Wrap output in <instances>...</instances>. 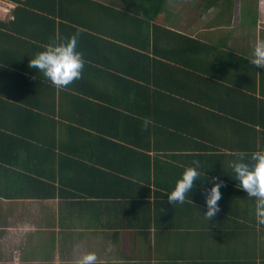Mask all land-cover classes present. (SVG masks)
<instances>
[{"label": "crops", "instance_id": "obj_1", "mask_svg": "<svg viewBox=\"0 0 264 264\" xmlns=\"http://www.w3.org/2000/svg\"><path fill=\"white\" fill-rule=\"evenodd\" d=\"M91 1L131 14L128 0ZM183 1L167 0L161 13L149 23L176 31L202 45L193 46L192 52H189L182 42L183 48L179 46L176 52L170 51L166 43L168 36L158 34L154 38L157 47L162 48L158 60L177 66L176 74L171 80L164 77L162 82L156 83L151 74L141 76L145 79L150 77L147 79L149 90H142V94H135L138 91L135 84L140 81L128 73L132 69V59H127L129 50H139L137 43L140 38L136 37V30L131 27L134 22L128 27L123 25L126 30L133 32L132 35L121 34L118 23L111 24L118 35L108 34L104 10L87 4L84 13L88 23L82 30L91 37L84 36L81 40V51L86 60L82 76L88 83L92 78L97 79L91 81V84L95 83L90 85L92 90L82 92V96L90 102L91 113L105 112L103 109H93L92 104L114 110V114L109 117L116 119L120 125L128 116H133L134 120L141 117L151 122L158 118L156 114L162 108L169 115V109L178 106L187 109L192 118L201 122L206 120L210 125L208 138L194 134L193 140H189L184 132L183 139H189L183 140L181 147L190 146L186 155L191 157L187 156L183 162L192 166L193 161L199 162L200 175L204 179L195 183V187L198 186L197 199L205 200V191L214 182L207 178L214 176H219L224 182L220 189L221 197L227 195L234 198L237 191H244L235 186L230 162L241 153L247 158L253 151L264 149V68L251 62L257 39L264 38V0H251V16L248 15L249 7L241 6L246 0ZM0 19L11 20L3 13ZM89 41L93 44H88ZM10 45L0 43V103L11 102L1 95L7 92V85L10 84L8 63L5 60ZM149 49L148 54L153 56L152 45ZM175 53L177 61L183 57V63L175 64V60L165 56L175 57ZM107 62L111 68L118 70L112 73L105 65ZM111 73L115 75L114 79L110 78ZM48 83L53 85L50 81ZM53 87L55 91L51 87L52 91L34 95V98L35 103H54L58 113L61 107L67 109V102L76 91L71 93L63 87ZM170 89L177 91L175 97L169 95ZM158 92H162L160 98H157ZM148 95L151 96L149 101L146 99ZM100 118L99 123L86 121L92 126H82L75 131L81 133L79 140L68 137L67 129L58 125L54 131L61 130L63 134L54 139L50 136L49 142L44 139L48 145H54L55 151L60 152L62 147L73 141L82 145L81 142L95 135L109 133L101 142L95 138L100 143L93 146L94 159L87 161L91 169L82 175L83 181L88 180L90 187L86 188L92 194L87 195L88 191H84L75 196L67 194L64 199L57 195L54 199L13 202L0 197V240L8 237L9 224L6 218L11 214V206L19 205L23 210L21 214L26 215V208H32L35 204L43 212L49 213L50 218L41 224L42 228H36V236L26 233L23 242L26 248L33 249L35 241L39 240L37 234L50 229L53 246L46 255L28 257L23 251L21 258L41 257L49 264H75L72 258H77L74 251L80 246L82 255L96 253V264H264V224L257 221L255 198L244 192V198L239 203L242 215L238 218L241 224H248L252 232H244L250 230L246 228L242 232L239 224L228 225L226 220L218 223L216 215L208 221L203 213L204 209L207 211V206L202 203L177 205L164 201L158 196H165V192L156 183L154 171L151 169L148 173L142 170L146 168L148 160L142 157L143 151H140L145 150L143 145L146 135L139 142L134 138L137 126L109 127L111 122L105 121L108 117ZM133 140L137 142L134 151L140 155L134 153L131 157L129 152L125 156L127 151L124 150L132 148L130 145ZM33 143L38 145L37 141ZM148 154L152 157L151 164L152 159L160 156L153 150H149ZM52 162L48 161L54 171L50 168L48 171L51 175L55 173L54 184L58 186L61 175L62 178L68 176L61 174L58 166ZM165 183L170 187L168 180ZM144 186L149 188L150 196L142 190ZM221 226L232 227L225 228L226 233L220 234L218 231L222 229ZM210 235L215 236L214 239ZM231 235L237 237H229ZM5 248V244L0 241V258L5 254L8 258L9 253L4 251ZM58 258L60 261H57Z\"/></svg>", "mask_w": 264, "mask_h": 264}, {"label": "trees", "instance_id": "obj_2", "mask_svg": "<svg viewBox=\"0 0 264 264\" xmlns=\"http://www.w3.org/2000/svg\"><path fill=\"white\" fill-rule=\"evenodd\" d=\"M2 1L12 3L14 9H8L4 12L5 16L8 15L11 20L4 21L0 19V43L11 44V48L5 59L6 63H8L7 71L10 73V84L7 85V92L1 94L11 102L0 103V197L13 202L20 200L54 199L57 195H59V198L64 199V196H67V194L75 196L84 193V191H88L87 195L92 194L86 188L90 187V184L87 183L88 180L84 179L86 181H83L82 175L88 169H91L87 161L94 159L93 155H95V151L93 146L108 137L109 133H104L102 136L95 135L92 139L81 142L82 145L73 141L68 143L67 146L62 147V151L60 152L55 151L54 145H48L44 139L48 141L50 136L53 139L61 136L63 134L61 130L58 132L54 131L56 125H58L67 129L68 137L79 140L78 138L81 137V133L75 131L80 130L82 126H92L88 125L86 121L90 122L93 120L92 124H95L101 121L100 117H108L105 121L111 122L109 127L137 126L134 138H137L139 142L146 135V142L143 145L145 150L140 151H143L141 153L142 157L148 160L146 159V168L143 165L141 169L144 168L142 170L148 173H150L151 169L154 171L156 183L161 185V190L165 192V196H162V194L158 196L168 202V193L174 188L176 180L181 176L185 167L192 166L190 163L183 162L184 158L191 156L189 154L186 155L187 149L190 146L185 145L181 147V142L189 138V140H193L192 136L194 134L199 135L201 138H208L210 125L206 120L202 122L196 120L190 116L187 109L178 106L176 109L170 108L169 115L162 108L156 114L158 118L150 120L151 122L145 118L139 117L138 120H134L133 116H128L123 119V123L120 125L116 123V119L109 117L114 114V110L112 109H108L100 104H92L93 109H103L105 112L102 114L94 111H92L93 113L90 112V105L88 104L90 102L84 100L82 92L87 93L92 90L90 85H95V83L91 84V81H95L97 78H92L88 83L84 81L83 76L69 86L63 87V89H67L71 93L76 91V94L72 95L67 102V109L64 110L61 107L57 113L54 103L46 101L35 103L34 95L38 96L49 90L52 91L51 87L55 91V87L49 84L48 80H45V77L39 70L29 68L28 66L30 58L38 51L43 50L44 46L54 37L64 38L78 33V48L82 50V38L84 36L91 37L87 34V31L82 30V27H86V23H88L87 15L84 12H86V5L90 4L104 10L103 15L108 22L106 25V32L108 34L118 35L111 27V24L118 23L121 34L127 33V35H132L133 32L126 30L123 25L128 27L131 22H134L131 27L136 30V37L140 38L137 43L139 50H129L127 59H132V69L128 73L140 81L135 84V88L138 90L135 91V94H142V90H149L147 79H150V77L145 79L141 76H149L151 74L152 80L156 83L162 82L164 77L171 80L173 75L176 74L177 66L162 63L158 60V57L162 55V48L159 49L157 47L156 40L154 39L158 34L164 33L168 36L166 43H168L170 51L175 50L176 52V50H179L182 47V42H184L183 46L189 52H192L193 46L202 45L199 41L176 31L165 29L155 23L150 25L149 22H153L161 13L167 0H128L131 6V14L117 10L113 6L101 5L91 0ZM228 1L230 2V0ZM0 13L2 14L3 12L0 11ZM151 37L153 38L152 40L150 39ZM106 43L110 45L109 42ZM88 44L92 45L93 43L89 41ZM151 45L153 56L148 54ZM174 47L175 49H173ZM165 56L170 60H175V64L183 63L182 56L181 58L179 56L180 59L178 61L176 60L177 53H175V57L171 55L170 57ZM105 65L107 69L112 70V73L118 70L115 67L111 68L108 62ZM162 65L164 66L162 67ZM168 69L169 71H167ZM112 73L109 75L111 79H114L113 76L115 75H112ZM176 92V90L170 89L169 95L175 97ZM158 93H156L158 95L157 98H160L162 92ZM148 96L146 97L147 101L151 99V96ZM56 113L57 118H55ZM136 113L140 115L139 111H136ZM148 129L152 131L149 132ZM184 132L189 138L183 139V135L185 136ZM95 138L98 141L100 140V142H96ZM33 141H37L38 145H35ZM153 141L154 143L151 145ZM133 142L130 145L131 149L125 148L124 151H127L125 156L129 152L131 157L134 153L137 156L140 155V153L134 151V146L137 142ZM149 150H153L156 155H158L157 153L160 155L152 159L153 165L151 164L152 157L148 154ZM48 161H54L52 164L54 165L55 163L58 166L61 174H67L68 176V178H62L63 175H61L58 186L54 184L55 173L53 172L51 175L48 171V168L54 171V167L51 168ZM133 165L136 167V164ZM148 173L147 175H149ZM202 178L200 175L198 179ZM166 180L169 181L170 187L166 186ZM207 180H210V178ZM195 183L196 181L194 182V187ZM194 187L186 195L183 203L177 202L174 204L193 205L195 202H199L202 203L201 205L206 206L205 200L197 199L196 190L198 186ZM142 190L146 192L147 196H150V190L147 186H144ZM237 192L233 196L234 198L223 195L218 201L220 206L216 214L218 223L226 220L228 225L239 224V229L241 227L242 232L245 228L250 230L244 232H252V228L248 224H241V220L238 218L242 215L239 203L240 200L242 201L241 198H244L245 193L240 190ZM146 195L143 193V196ZM158 199L160 200V198ZM204 211L206 210L204 209ZM228 227L232 226H221L222 229L218 233L225 234V228ZM214 237L210 235L211 239H214ZM229 237L235 238L237 236L231 235ZM38 259L25 258L22 264H33Z\"/></svg>", "mask_w": 264, "mask_h": 264}, {"label": "clouds", "instance_id": "obj_3", "mask_svg": "<svg viewBox=\"0 0 264 264\" xmlns=\"http://www.w3.org/2000/svg\"><path fill=\"white\" fill-rule=\"evenodd\" d=\"M78 36L79 34L75 33L64 38H52L43 50L30 58L29 68L39 70L56 87H67L80 79L86 60L83 52L78 48ZM251 62L264 68V38L257 39ZM230 166L234 173L235 186L255 198L257 221L264 224V149L253 151L247 158L241 153L237 159L230 162ZM199 176V162L193 161V166L185 167L176 180L174 188L168 193V202L183 203L186 195L193 189L194 182L199 180ZM210 182H212L211 187L206 189L204 197L207 211L203 212L208 221L220 209L218 201L224 183L219 176L211 177ZM96 261V253L87 252L81 255L75 264H96Z\"/></svg>", "mask_w": 264, "mask_h": 264}, {"label": "rangeland", "instance_id": "obj_4", "mask_svg": "<svg viewBox=\"0 0 264 264\" xmlns=\"http://www.w3.org/2000/svg\"><path fill=\"white\" fill-rule=\"evenodd\" d=\"M184 2H188V0H184L183 3ZM241 4H242L241 6L249 7L250 14L248 15L251 16L253 14L252 12L253 6L250 5L251 0L249 1L246 0V2L243 1ZM26 210H27L26 215L21 214L23 210H21L19 205L11 206V214L9 215V217L6 218V221L9 224L8 237L6 239L3 238L0 240L5 244L6 248L4 249V251L8 252L9 256L7 258L5 254L2 258H0V264H22V262L25 261V258H21L23 251L25 252L26 255H28V257H39L40 255L43 254L46 255V253H48V251L53 246V242H52L53 240H51L52 237L50 238L49 236L50 229H47L45 231L41 230L43 232L42 234H37V238H39V240L35 241L36 246L34 248L32 247L33 249L26 248V245L23 242V240L24 241L26 240L25 234L29 232L33 234L36 231V228H42L41 224H43L50 218L49 213L43 212V210H41L39 205L34 204L32 208H26ZM34 227L35 229L33 230ZM25 230H29V231H25ZM33 235L36 236V233H34ZM33 244H34V240H33ZM74 252L77 254V258H72V260L76 261L82 255L80 246L76 248ZM100 252L101 250H99V253ZM44 259L45 258L40 257L38 259V261L40 262L37 263L38 261H36L33 264H42L44 262L43 261ZM57 261H60V258H58ZM44 264H49V263H44Z\"/></svg>", "mask_w": 264, "mask_h": 264}, {"label": "built area", "instance_id": "obj_5", "mask_svg": "<svg viewBox=\"0 0 264 264\" xmlns=\"http://www.w3.org/2000/svg\"><path fill=\"white\" fill-rule=\"evenodd\" d=\"M8 9H14V5L10 2L0 0V11L5 12Z\"/></svg>", "mask_w": 264, "mask_h": 264}]
</instances>
